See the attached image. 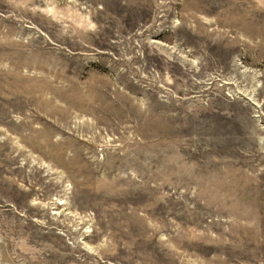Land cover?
<instances>
[{
	"label": "rangeland",
	"instance_id": "1",
	"mask_svg": "<svg viewBox=\"0 0 264 264\" xmlns=\"http://www.w3.org/2000/svg\"><path fill=\"white\" fill-rule=\"evenodd\" d=\"M0 264H264V0H0Z\"/></svg>",
	"mask_w": 264,
	"mask_h": 264
}]
</instances>
